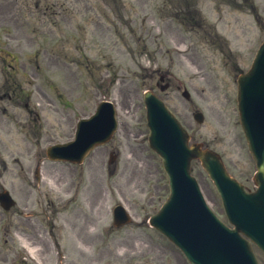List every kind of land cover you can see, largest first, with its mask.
<instances>
[{"label":"rangeland","instance_id":"obj_1","mask_svg":"<svg viewBox=\"0 0 264 264\" xmlns=\"http://www.w3.org/2000/svg\"><path fill=\"white\" fill-rule=\"evenodd\" d=\"M39 1L40 8L38 14L39 21L37 34V47L39 51L41 52L43 50L50 49L52 45H57L60 49L66 48L67 50L72 51L74 54H71V56L78 57L74 58L77 60L79 59L80 52L78 51V47H83V52H85L86 56L89 57L88 59H80L82 66L81 68L84 69L83 76H81L80 70L82 83L81 86L80 83L76 84L74 81H72L73 78L71 76L70 79H68L69 82L67 83V87H69L71 92L69 91V96H66V91L64 90L66 98H75L76 100H79L80 105L83 104L86 106L84 109L85 111H90L93 103L103 96L111 95L110 97L117 100L119 106L120 104L123 106V103L129 99H132L134 102H136V100L137 102L141 101L142 93L146 88L143 84L142 74L136 78L135 83H132V87H134L136 90V92H132V97L129 96V93L121 83V79L118 81L117 85L109 90V94H104V91H100L98 88L99 85H101L99 82L100 68L102 67V72L105 74L106 69H103V65L111 62V60L114 61V66L121 68L123 67V60L125 57H128L126 59H129V57L133 58L134 53L130 52L127 44L120 43L118 41L120 39L125 40L127 38L126 41L130 42L128 45L134 46V50L138 51L137 40L140 38L145 40V38L148 37V34L151 32L148 27L153 29V24L150 20L151 16L155 15V24H159L162 28H164V26L167 24V21L163 19L164 17L160 13V9L163 5L161 4L162 0H155L157 5L153 10L151 7L149 9L145 1L141 4H136L135 6L131 5V7L128 8V13L131 14L129 17L131 20L129 22H126V18H117L112 15L111 9L108 6H113L114 8H118L120 6V3L115 0H100L99 3L100 5L102 4L101 8L99 7L97 0H81L77 7L72 11L73 14L78 15L77 17L83 22V24H86L87 22V28H80L78 26L79 23L75 21V18H73V29H68L70 25L64 20L62 13L64 9L68 10V8H65V5L68 4L69 0ZM200 1L203 3L205 2V14L209 17L216 18L217 14L209 15L207 13V9L211 6L210 0ZM182 2H185V0H182ZM47 5H50L49 10H45ZM87 5L93 6L90 8L92 12L84 13ZM183 6L184 3L178 6V8H184ZM101 9L102 13L107 12L109 14L108 17L101 16V24L103 27H111V29L99 37L94 34L93 31L90 32L92 29L90 27L93 26L92 20H94L96 17V11L100 12ZM44 10L46 13H43ZM147 16L149 17L144 20V17ZM97 18H99L98 15ZM109 19L111 21L107 22ZM75 24L76 26H74ZM131 24L133 25L135 31L133 33L130 32L132 28L129 27V25ZM175 24H177V22H175ZM219 25L220 29L222 30V23ZM50 27L54 28L55 35L47 30ZM86 36H89L90 38L87 37V41L85 42L84 37ZM118 38L119 40H117ZM100 40L102 41L100 42ZM176 44L182 46L184 45L181 43V41H177ZM117 48L118 52L116 51ZM206 50L209 51L208 48H206ZM210 50L213 51L211 48ZM39 60L43 65L47 61L42 58ZM26 61L30 62L29 59ZM70 61H74L73 58L64 60V62L73 64ZM89 68H91V70ZM134 71L139 70L133 66L130 70V73L127 71H121V73L128 77H132ZM219 71L221 75H224V71L222 69H219ZM94 79L96 80V83H94ZM60 85L61 84H59V87L62 88ZM82 86H86V93L82 92ZM203 87H206V85L201 80L198 81L197 89L194 88L192 90L195 104L201 107L208 116L205 125H197L192 120L190 111L192 108H194L193 104L187 103L182 98L179 99L173 92L172 94H174L175 97H168V101L170 105L173 106V108H175L181 115V118L183 120L186 119L190 123L189 126L195 132L196 138L206 140L219 148L224 153L228 163L230 159L232 160L233 163H229V167L232 172L241 177L243 180H246L249 185H252L250 175L254 170V166L247 152L245 153L246 148L244 146L243 140L241 139L242 135L237 124V116L234 110V104L233 102L226 103L224 101L222 103L217 101L218 98H216V96H219L220 99H222L226 93V88L224 89L223 85L221 93L218 92L217 94L209 90L204 91ZM45 92V96L48 99H53L54 102H56L57 97L55 92ZM78 95H82L83 99H78L76 97ZM81 109L83 110V108ZM135 109L136 108L134 107L133 113L136 112L135 116L133 118H128L127 112H125L124 107H122V113L120 111V118L122 121L117 139L123 137L125 124H128L127 128L129 130L132 128L133 131H138L139 129L142 130V132L147 131L143 119H140L142 122L139 120L141 110L139 112V108L136 110ZM79 110L80 109H77L76 111ZM213 116L225 122L228 132H223L215 125L212 120ZM44 120L47 122L46 130L50 131V123L48 121L55 120L54 114L52 112H48L46 109L44 113ZM210 122L213 123L214 128L210 127ZM65 136L66 135L64 132L58 131V135L55 136V140L64 138ZM232 138H236V144L233 143ZM99 151L100 149L96 153L98 154ZM100 153H102V149ZM102 156H104V153L100 155V159ZM155 161L156 165H148L143 171L136 172L135 178L132 180H126L125 176L119 175V183L121 179L124 183L129 181L127 185L128 187H125L120 183L122 188L121 193L117 194L116 196H111L110 194L104 195L106 203L104 205V210L102 211L103 224L105 227L109 226L111 223V216L109 212L110 206L116 202V199L119 198H124L129 203L133 211V216L135 217V222L119 230H114L110 236H104L103 245L106 246V244H109L110 249L104 247V251L107 249L109 251H106V257H104L102 264H159L160 257L164 258V264H189L183 254L174 245H172L160 233L145 223V220L160 207L168 190L167 179L164 175L161 164L158 160H154V162ZM194 171L199 177L206 195L211 199L213 204L219 208V198L217 197L210 181L198 163L194 164ZM246 177H248V180ZM127 178L129 179V177ZM103 180L104 182L107 181V186H109L110 177L109 175L107 176L105 170H103ZM137 222H139L141 226H139Z\"/></svg>","mask_w":264,"mask_h":264},{"label":"water","instance_id":"obj_2","mask_svg":"<svg viewBox=\"0 0 264 264\" xmlns=\"http://www.w3.org/2000/svg\"><path fill=\"white\" fill-rule=\"evenodd\" d=\"M174 206H175V203H174ZM177 240H179V239L177 238Z\"/></svg>","mask_w":264,"mask_h":264}]
</instances>
